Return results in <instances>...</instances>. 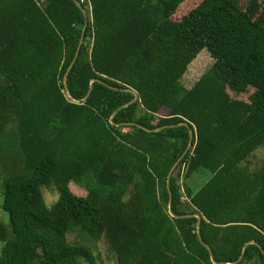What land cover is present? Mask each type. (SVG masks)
<instances>
[{
    "label": "trees",
    "instance_id": "trees-1",
    "mask_svg": "<svg viewBox=\"0 0 264 264\" xmlns=\"http://www.w3.org/2000/svg\"><path fill=\"white\" fill-rule=\"evenodd\" d=\"M187 1L0 0V264H264V7Z\"/></svg>",
    "mask_w": 264,
    "mask_h": 264
},
{
    "label": "rangeland",
    "instance_id": "rangeland-1",
    "mask_svg": "<svg viewBox=\"0 0 264 264\" xmlns=\"http://www.w3.org/2000/svg\"><path fill=\"white\" fill-rule=\"evenodd\" d=\"M203 0H188L184 7H181L182 13L172 16V21H180L183 17V14L188 13L191 9L195 8ZM241 4L247 11V13H257L264 7V0H240ZM214 63V60L210 55L205 51H201L195 59L188 65L186 73L181 79V84L184 88L189 89L192 85L200 78V76L205 73ZM251 88V87H250ZM244 100H248L242 97ZM166 111L161 113L165 115ZM205 176H203L199 181L200 185L204 182ZM43 200L47 208H50L53 205L58 195L57 193L51 190H42ZM83 194V193H82ZM0 223L4 225L7 229L8 237H11V229L9 226L8 215L1 209V196H0ZM76 238V233H70L68 235V240L73 242ZM78 239V238H77ZM79 240V239H78ZM3 243L0 242V253L3 247ZM94 254L97 258V264H116L113 255L107 250V247L104 245L103 241H99L97 244L92 246Z\"/></svg>",
    "mask_w": 264,
    "mask_h": 264
},
{
    "label": "built area",
    "instance_id": "built-area-1",
    "mask_svg": "<svg viewBox=\"0 0 264 264\" xmlns=\"http://www.w3.org/2000/svg\"><path fill=\"white\" fill-rule=\"evenodd\" d=\"M75 2L80 5L83 6V11L84 13L89 16H91V4L89 2V0H75Z\"/></svg>",
    "mask_w": 264,
    "mask_h": 264
},
{
    "label": "water",
    "instance_id": "water-1",
    "mask_svg": "<svg viewBox=\"0 0 264 264\" xmlns=\"http://www.w3.org/2000/svg\"><path fill=\"white\" fill-rule=\"evenodd\" d=\"M84 13V12H83ZM84 16L86 17V15H85V13H84ZM84 31V28H83V30H82V32ZM173 170V169H172ZM172 170H171V172H172ZM169 209H170V203H169Z\"/></svg>",
    "mask_w": 264,
    "mask_h": 264
}]
</instances>
